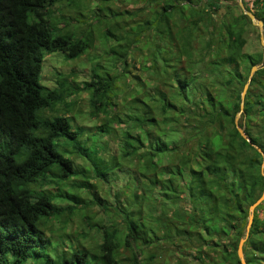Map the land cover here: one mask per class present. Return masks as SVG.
I'll return each instance as SVG.
<instances>
[{
    "label": "trees",
    "instance_id": "16d2710c",
    "mask_svg": "<svg viewBox=\"0 0 264 264\" xmlns=\"http://www.w3.org/2000/svg\"><path fill=\"white\" fill-rule=\"evenodd\" d=\"M153 1L152 13L133 31L119 25L121 15L102 2L98 10L110 19L103 23L96 16L95 24L105 27L108 72L99 74L96 66L89 81L74 87L61 80L48 89L40 81L45 55L59 53L73 61L91 47V32L74 38L51 23L50 8L65 2L82 16L87 5L83 0H0V264H121L123 247L130 252L128 264H141L133 247L144 252L162 240L196 239L200 243L192 248L199 258H209L203 254L207 247L217 264H240L237 245L248 210L264 190V68L251 78L238 122L250 143L234 123L251 68L264 64L260 44L258 52L244 53L247 32L258 42L259 32L242 11L234 13L228 0ZM243 4L263 23L264 35V0ZM146 37L153 51L149 66H143L156 81L123 100L122 117L83 137L75 118L57 115V107L69 109L66 98L79 92L88 94L92 114H113L121 77L112 72L118 67L126 72L129 52ZM212 85L228 91L220 97L212 94ZM181 128L184 135L172 137ZM117 131L120 145L114 149ZM107 138L105 160L102 141ZM67 153L119 188L112 197L120 223L101 232L95 251L77 243L58 252L44 235L50 220L75 215L76 205L88 200L74 189L93 187L88 171ZM133 162L126 179L116 175L118 167L122 172ZM48 184L57 186L56 193L45 188ZM243 256L246 264H264V201L255 209ZM145 259L152 262L155 256Z\"/></svg>",
    "mask_w": 264,
    "mask_h": 264
},
{
    "label": "rangeland",
    "instance_id": "374dc122",
    "mask_svg": "<svg viewBox=\"0 0 264 264\" xmlns=\"http://www.w3.org/2000/svg\"><path fill=\"white\" fill-rule=\"evenodd\" d=\"M102 2H104L105 6H109L113 12L117 13V15H121V17L117 19V22L125 28L126 31H133L132 29H135V25L138 22L142 21L147 15L152 13L156 4L153 0H83V3L87 5V8H82L80 13L83 15L79 16L74 9L66 7L65 2L56 3L50 8L51 16L49 18L52 21L51 23H55L59 28L66 29L65 31L72 33L74 38L80 37L81 35L86 36L91 32V47L80 58L73 61L66 60L64 56L59 53L45 55L40 77L41 84L44 87L54 89L57 87V81L61 80L67 81V83H72L73 86L89 81L91 72L97 68L96 66L101 67L99 74L108 72V68L111 67L109 63L110 59L108 58V42L104 41V36L102 35V31L105 27H99L95 24L96 16L102 17V20L106 21L103 23H107V20L110 19V17H105V12L98 10V7L101 6ZM227 3L229 5H234L233 10L235 14L239 13V10L241 12L240 7L238 6V0H228ZM246 36L247 44L244 47V53L250 54L258 52L260 50V43L255 38L256 35L250 31L247 32ZM147 42H149V40H147L146 37L142 40L141 44L137 43L131 49L129 52L131 58L128 60L129 66L125 73L121 74L120 67L114 69V72H112L117 78L121 77L118 79V107L116 110L111 111L113 114H110L109 116H105L102 113L92 114L88 94L85 92H79L72 97L70 95L66 98V103L70 106L69 109H66L64 105H59L57 107V115L66 114L68 117L75 118V124L80 125L84 129L83 137L91 134L95 127H98L103 123L108 124V119L112 117H122L121 115L125 111L124 107H126V105L124 106L123 100H128L129 95L143 93L146 88L152 87L151 85L156 81L150 76L148 69L143 66H149L151 53L153 51L149 48ZM133 59L134 64H132ZM210 88L213 92L212 94L216 95L219 93L220 97H223L228 91L221 87H213V85L210 86ZM226 104L227 102L223 98L222 105ZM47 115H54V113L51 114V112H48ZM113 127H116V125ZM183 128L179 129V131H181L180 133L173 134L172 137L176 139L177 137L184 135L186 128ZM117 133L116 136H113L111 143V146L114 149L120 145L119 133L121 132L117 131ZM103 142L106 145V151L103 158L108 160V138L104 139L102 143ZM66 149L70 151V148ZM67 158L72 159L77 166H82L88 171V181L93 187L89 189H74L73 192H77L80 197L88 200L85 204L76 205L75 215L70 216L65 214V217L62 219L50 220L43 229L44 235L51 240L53 247H55L58 252L66 249L71 244L76 246L77 243L83 244L92 251H95L97 244L101 243V232L106 228L108 229V226L114 225L115 222L116 224L120 223L113 212V204L115 201L112 197L119 188L114 185L110 186L105 180L95 177L92 174L89 165L84 163L81 159L73 158V154L67 153ZM135 163L136 162H133L130 165L125 166L124 168L127 170L122 172L119 171L120 167H118L116 175L120 178L122 177V179H126V174L129 175L133 173ZM79 181L77 182L78 185L81 184ZM45 188L56 193L57 186L48 184ZM65 189L67 190V188ZM89 192L91 195H89ZM63 205L66 206V204ZM71 205L75 206L74 203ZM262 215L263 213L260 212L259 216L262 217ZM108 217L112 220H109ZM157 223L165 224L166 222L157 220ZM114 227H116V225ZM170 228H172V226H170ZM162 241H160L161 243L154 248L146 249L144 252H140L133 247L132 252L140 253L138 260L141 264H208L209 261L211 264H217L214 258L215 255L212 252L209 253L207 247L203 251V254L209 255V258H206L207 256L204 257V260L203 256L199 258V255L192 247L200 243V240H192L185 244H181L178 240L172 241V244L164 243ZM119 255L121 264H128L126 261V259H129L130 257L128 248L123 247L120 250ZM147 255L155 256V259L152 262H148L145 259L148 257ZM196 259H201L203 262L197 261Z\"/></svg>",
    "mask_w": 264,
    "mask_h": 264
},
{
    "label": "water",
    "instance_id": "95a60500",
    "mask_svg": "<svg viewBox=\"0 0 264 264\" xmlns=\"http://www.w3.org/2000/svg\"><path fill=\"white\" fill-rule=\"evenodd\" d=\"M238 6L240 7L242 13L249 19V21L251 22V25L258 29L259 42H260L261 47L264 48L263 23L261 21L257 20L252 12L247 11L245 9L244 4H243V0H238ZM262 68H264V64L263 65L254 66V67L251 68L249 76H248V79H247V82L245 83V85H244V87L242 89L241 95H240V110L236 114L235 120H234L237 132L239 133L240 137L244 141H246L247 143H250V140L247 137V135L244 133V130L239 127L238 122H239L240 116L243 113L244 100H245L246 92L248 90L251 78H252L253 74L257 70L262 69ZM252 146L259 153H261V151H260V149L258 147L254 146V145H252ZM262 157H263V161H262V164H261V175L264 178V156H262ZM263 201H264V190H263L261 196L249 207V210H248V212H249L248 213V221H247V225H246V229H245V234H244V237L239 240V243H238V246H237V257L239 259L240 264H246L245 260H244V256H243V246H244V243H245V241H246V239H247V237L249 235V231H250V228H251L252 223H253L255 209Z\"/></svg>",
    "mask_w": 264,
    "mask_h": 264
}]
</instances>
